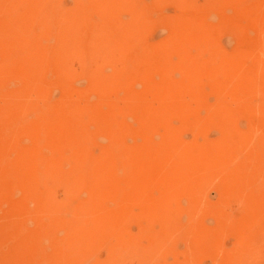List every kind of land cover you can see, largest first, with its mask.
<instances>
[{
  "label": "rangeland",
  "instance_id": "1",
  "mask_svg": "<svg viewBox=\"0 0 264 264\" xmlns=\"http://www.w3.org/2000/svg\"><path fill=\"white\" fill-rule=\"evenodd\" d=\"M49 1L58 2L59 0ZM128 1L130 9H122L119 12V19L121 18L120 20L124 24H131L129 21L131 18L142 21L141 23L137 20L140 25H144L141 27L143 33L140 36L132 35V32H130L132 38L138 43L139 49L135 48V44L131 45L129 43L128 46L113 44L107 46V49L97 50L92 45L91 37L90 42H88L89 36H87L77 42H67L58 52V43L55 42L57 28H54L52 35L49 34L50 42L48 40L49 43L46 47L49 51L47 54L51 57L48 63L43 62L45 67L42 66L40 70L35 71V62L15 63L23 55L32 54V48H29L30 50L26 49L27 52H24L21 47H14L13 49L10 48V51L8 49L7 53L3 47L4 23H8L7 21H10L16 15H20L24 10L20 7H10L5 11L4 6H7L8 2L11 1L0 0V264H57L60 261H64L62 264H75V255L72 256L70 249H68L69 243H61L63 247L59 244V241L56 243L57 240L62 238L69 239L68 229L70 226H68V229L61 228L59 224L54 226L49 218L50 216L39 209V203L37 202L43 198L46 192V195H49L52 199L51 201L56 202V205L58 203V206H63L71 201L72 208L75 207L76 211L83 210L87 208L86 204L89 200L88 194L83 195V193L88 192H85L87 189L83 188L76 195L68 196V182L74 181L71 179L78 180V175L76 172H72L68 174L69 177H63L64 174L62 173L68 169L62 166L59 168L62 170H60L61 176L52 180L47 185L48 187L45 185L39 186L36 176L33 177V175L26 173V166H24V170L19 166L25 163L24 157L20 156L23 151H29L27 148L33 150L36 146L41 148L51 146L49 148L52 149V143L54 145L59 144L58 140L61 141L62 146L66 145L65 147L68 149L73 147L77 150V154L81 155L82 150L78 147L82 145L81 147L87 150L92 149L91 152L96 157L101 153H105V157H109L111 163L110 166L101 168L103 171L107 170L106 172L113 178H120V184L123 183V175L120 174L118 167L114 164V161L118 164L121 155L110 152L122 143L121 146L139 151L138 156H140V150L144 146H148L150 143L160 145V142L166 136L167 130L164 127L155 129L152 124L144 125L145 128H139L135 117H131L128 113V115L121 118L122 124L117 126L121 128V132L118 130L120 132L119 137L118 134L115 135L114 124L108 125V127L101 124L104 113H107L111 108L108 107L109 102L107 101V106L105 101L99 102L95 94H90L87 91L85 96L84 91L88 86V81L94 77L96 71L98 73L103 69L101 73L106 74L107 72V74L111 73L110 75L117 76L114 74L115 69L119 71L118 68H120L119 72L122 77L123 72H127V69L128 71L131 70L129 68L133 65L132 59L134 56L135 58L138 56L141 58L144 51L148 50L150 46L158 45L161 40L171 45L174 50L195 55V60L199 64L210 67L214 73L213 80L216 79L218 82H224L225 80L230 94L232 93L231 97L240 98L247 104L245 108L247 113L244 117L231 119L232 122L230 123L232 125L228 131L236 130L240 139L235 142L236 145L233 143L236 153L232 152V155L229 153V161L223 167L226 169L229 165L226 173L214 174L221 169V166L212 167V169L203 166H199V169L196 166V170H194L197 176L194 175L195 173L193 174L196 179L192 177V181L191 176L188 178L187 175L180 177L181 183L187 184L189 179L192 183H195L193 197L189 199L187 195L181 196L184 192L182 191L183 188L180 190V182L179 197L173 199L168 197L171 198V201L176 202L177 206L178 203L180 204V207L178 206L180 209L178 214L179 221H181L179 222L180 230L166 247H160L158 255L154 258L155 264H264V0ZM59 2L68 9L73 8L76 4L75 0H60ZM32 11L33 14H44L42 8ZM89 19L94 22L98 21V18L94 15H89ZM146 24L147 28L144 31ZM130 28L132 30V25ZM139 52L142 53L141 56ZM172 53L171 66L169 65L163 73L164 76L162 75L165 79L167 76L166 81L168 80V83L179 81L183 76V72L176 67L178 62L176 52ZM125 60L127 63H124ZM128 60L129 63L132 62V65L131 63L128 64ZM124 67L126 70H122ZM147 69L149 73L157 70L158 74L159 72L160 75L162 74L160 68L158 70V66H154L153 69L147 67ZM129 73L130 76L133 75V73ZM129 73L126 74V80L127 77H130ZM151 74L154 78L157 72ZM189 76H192V74H189ZM129 79H133L137 84L134 85V92H130V94L135 95V93L143 90L142 82L139 83L135 77ZM157 80L159 79L157 78ZM235 85L239 89L233 92L231 87ZM67 90L82 92L81 96L77 94L81 99L78 97L77 101L74 102L76 105L71 104L73 102L67 104L69 96L64 94V91L67 92ZM127 91L121 92L122 97L126 95L125 93H127L126 96L130 95ZM119 95L121 96V94ZM215 96L214 92H211L208 94L207 102H205L206 106L201 105L197 109L195 108L197 117L199 119L203 118L202 122L201 120L198 122H205L204 117L209 105L216 103ZM86 97L89 103L85 100ZM78 100L81 101L78 102ZM90 103L94 105V110L91 106V113H93L91 115L97 119H92L89 115L90 105L88 106V104ZM103 107H107V109ZM81 108L84 109L83 113L80 110ZM102 108L104 113L100 112ZM80 113L84 115H80ZM85 115L86 118L83 117ZM45 120L47 121L45 122ZM39 123L41 127H39ZM82 123L85 125L83 126ZM171 124L174 130V133H172L174 138L183 142H192L195 139L196 143L202 145L205 149L226 140L225 132L215 127H207L200 130V132H193L188 128L180 129L178 121L174 120ZM78 126L79 128L82 126L81 129L85 130L86 133L82 132L84 136L81 135L82 133L72 130L79 129ZM38 127H44L43 130L46 131L43 134L44 136H42ZM104 127H107V129L105 130ZM63 129H66L68 135ZM70 131L73 136L75 132L80 134L77 135L78 138L74 136V138L76 137L75 144L72 143ZM63 134L67 135V141ZM75 145H77V148ZM33 146L34 148H32ZM103 148L104 150L107 149L102 151ZM108 150L109 152L106 153ZM42 151L45 156L48 152L47 156H49L51 152L49 149L47 152L46 149ZM66 151L67 156H69L68 150ZM194 151L196 153V150ZM44 160L46 159H43V162ZM11 161L13 164L10 163ZM46 162L50 161L46 160ZM215 168L217 170L212 172ZM115 173L118 175H115ZM186 176L188 180L185 179ZM19 177L23 178V183L19 182L23 186L18 185L16 181H20ZM32 177L34 181L30 180ZM157 189L161 192L163 190V188ZM157 189L155 188L156 191H152L155 199L158 196L160 197ZM68 192L70 193V190ZM149 199L148 204L150 207L153 201L150 194ZM162 199L164 200V198ZM109 201L110 203H108ZM109 201L104 203L109 204L108 207H112L113 203L117 204L116 200ZM135 205L132 206L134 209L131 210L132 215L135 213L134 216L140 212V206ZM103 208L107 209L106 206ZM149 211H151V208H149ZM104 215L100 217L103 223L113 222V217L105 216L104 218ZM151 215L153 216L154 212H150V217ZM67 219L70 220L71 217ZM68 223L70 225L77 224V222L70 223L69 221ZM53 227L55 228L52 229ZM85 229V227L80 226L72 231L73 234L81 237L79 244L83 242L82 233L85 232ZM137 229V224L133 223L129 227V232L135 235L138 233ZM155 230H159L158 224H155ZM110 233L112 234L97 229L96 232L90 234L95 239L93 244L89 245L94 252L89 253L86 244H82L81 247H84V251L86 250L84 252L85 264H95V261L105 262L109 259L110 250L119 245L118 242L121 238V234L116 233V231ZM139 244L136 245L137 252L135 254L120 256V264H139L137 254L141 255L143 251L149 248L150 243L148 238H144V241H140ZM66 248L67 252L64 250Z\"/></svg>",
  "mask_w": 264,
  "mask_h": 264
},
{
  "label": "bare ground",
  "instance_id": "2",
  "mask_svg": "<svg viewBox=\"0 0 264 264\" xmlns=\"http://www.w3.org/2000/svg\"><path fill=\"white\" fill-rule=\"evenodd\" d=\"M7 1L8 0H5V2ZM10 1L11 2H8L7 6L6 5L4 6L5 11H7L10 7H20L22 8V10H24V12L18 16L16 15L17 17L16 16L14 18L12 17L13 19L7 21L8 23H4L3 47L5 48L7 53L8 51H10V48L13 49L14 47H21L22 50L24 49L23 50L24 52H27L25 50L29 48L30 49L32 48L33 51L32 54L25 56L23 55V57L19 58L15 62L16 64L17 63L20 64L23 62L27 63L29 61L35 62L36 63L35 71L40 70L42 66L45 67L43 62L46 61L48 63L49 58L51 57V55L47 54L49 51H47L46 47L48 45L47 43L50 42L49 34L52 35V31L54 28H57V32H56L57 38L55 42L58 43V52L61 51L64 44H66L67 42H77L79 39H82L83 37H87V36H89L88 42H90V37H91L92 45L97 50L107 49V46H111L113 44L128 46L129 43H131V45L135 44V48L139 49V45L132 38L133 37L132 35L140 36L143 33L141 27L144 25H140L139 23V22L142 23V21L135 18L132 19L130 17L132 19V21L131 19L129 20L131 24L129 23L124 24L123 21L120 20L121 18L119 19V12L122 9H130V3L128 0H75L76 1L75 6L69 9L66 8V6H63L62 3L59 2L60 0L58 2H56L55 0H54L55 2H51L49 0H10ZM38 8L44 9V14L42 15L33 14L34 12L32 10ZM89 15H94L95 17L98 18V21L94 22L92 19H89ZM86 18H88V20H86ZM131 25H132V30L131 28L129 29ZM146 28H147V24L145 25L144 31H146ZM130 32H132V35H130ZM172 52L174 53L176 52L177 55L176 57L178 61L176 67H178L183 72L182 73L183 76L180 78L179 81H176L174 83H168L167 82L168 80L166 81L167 76L165 79L163 77L164 76L163 73L171 63L170 58L173 56ZM143 53L144 54L142 55V53L139 52V55L140 54L142 55V56L140 55L141 58H139L137 53L136 55L138 57L136 58L133 54L135 59L134 58L132 59L133 65L132 62L130 61L132 67L129 69L131 70L128 71V69L126 70L125 67L122 68V70L125 69L127 71V72H123L122 77L120 76L121 73L119 72L120 68H118L119 71L115 69L116 73L114 72V74H116L117 76L110 75L111 71L109 72L110 74H107V72L106 74H104V72L101 73V71H103L102 69L101 71H99L100 73L99 72L97 73V71L95 72L94 77H92L88 81L87 83L88 86L86 90L84 88L85 96H86L85 92L88 91V93L90 94H95L99 102L102 103L103 101H105L106 105L109 102L108 104L109 106L108 105L107 106L111 108L109 111L106 110L107 113H104L103 108L105 107L102 108V111L100 110V112L104 113L103 122L101 121L102 122L101 124L102 126L104 125L107 127L108 125L114 124L113 127L115 129L114 128L113 129L115 130V135L118 134L117 136L120 137L119 133L121 132V128L117 126H120V124H122L121 118L124 115H128V113L131 117L132 116L135 117L137 121L136 124L139 125V128H145L147 124H152L155 129H157L158 127H164L166 128L165 130H167V133L165 132L166 136L164 140H162L163 139L162 138L161 139L162 141L161 142L159 141L160 145L158 143H157L158 145L147 143L149 147L144 146L140 150V156H138L139 151L138 152L135 151L134 148L131 149L128 147L126 148L125 146H121L122 143L120 145H117L113 149V151L110 152V153L112 152L118 153L121 155L120 159L117 162L118 164H116V161H114V159L113 161L114 164L118 167L120 174L123 175V176L121 175L124 179L123 183L120 184L119 183L120 178L118 179L116 177L118 179L117 182L116 178H113L112 176L109 175L108 172H106L107 170L103 171V169L101 168L103 166L104 167L110 166L111 163L109 157L108 158L105 157L106 156L105 153H101L96 157L93 155L94 153L92 154L91 152L92 149L87 150L81 147L82 145L78 147L80 150H82L81 155L77 154L76 152L77 150H75V148L73 147L68 149L67 147H65L66 145L62 146L60 144L61 141L59 140H58L59 144L54 145L52 143V147H53L52 149L49 148L51 146L46 148L44 147L41 148L40 146H36L37 148L35 147V149L33 150L27 148V150L29 151L24 152L23 151L24 148H23L22 155L20 151V155H21L20 157H24L25 163L20 164L19 166L22 169L24 168V166H26L25 167L26 173H28L29 175H33V177L36 176L37 178L36 181L39 183V186L40 185L47 186L52 180H55L56 178L61 176L60 175L61 169L59 168H61L62 166V167H67L68 169L67 171L62 173L64 174L63 177H69L68 174L72 172H76L78 175L77 178L78 180L71 179L74 181L68 182L69 189L66 186L68 196L76 195V193L77 192L79 193V191L82 190L83 188L87 189L85 190V192L88 191L86 193H83V195L88 194L87 197L89 198L88 203L86 204L87 208L86 209L84 208L83 210L76 211L75 207L72 208L71 201L70 203L65 201L67 202V204L65 203V205H63L62 203L63 206H58V203L56 205L55 204L56 202L53 203L51 201L52 199L49 197V195H46V192L43 198L39 200V202H37L39 203V209H42V211L45 212L47 216L48 215L50 216L49 218L54 226L59 224L60 227L64 229H68V226H70V228L68 229L69 230L68 234L70 235L69 239L62 238L61 240H57L56 243L58 241L59 244L61 243L65 244V242L66 244L69 243L68 249H70L72 256L75 255V259H76L75 264L84 263V259H85L84 252L86 250L85 251L83 250L84 247L83 248L81 247L82 244L83 245L86 244L85 246L87 247L89 253L94 252V250H92L89 247V245L93 244V242L95 241L93 236L91 237L90 234L96 232L97 229H100L101 231H104V233L107 234H112L110 232L116 231V233L121 234V238L119 237L120 240L118 242L119 244L118 246L112 248L111 250L109 249L110 250V253L108 255L109 259L105 262L95 261L96 262L95 264H120V259H119L120 256L131 253L135 254L137 252L136 245L137 244L140 245L139 244L140 241L142 240L144 241V238L145 239L148 238L150 246L148 249L143 251L141 255L137 254L139 258V264H155L154 258L156 255H158L159 253L158 250L160 249V247L162 248L166 247V245L173 239V237H175L179 233L180 230L179 222L181 221H179L178 218V214L180 213V209H179L180 204L178 203L179 206L178 207L176 202L170 200L171 198L173 199L174 197H179L180 184H181L180 190L181 188H183L182 191L184 192L182 194L180 193L181 196L187 195L189 199H191L193 197L194 188H195V183L194 182L192 183V181L193 179H196L195 177L197 176V174L195 173L196 170L195 167L203 166L212 169V167L221 166V169L217 170L215 168L214 170H212V172L217 170L214 174H219V173L224 174L226 173L227 168L229 167L228 165L226 169L223 168L229 161V153L231 155L232 152L236 153L235 146H233V143L234 145H236L235 142L239 141L240 137L237 136L236 130L228 131V129L232 125L230 123L232 122L231 119L233 118L235 119L236 117L241 118L245 116V114L247 113L245 111L247 104L244 103L243 100H241L240 98L235 99L231 97L232 93L230 94V91L228 89V86L226 85L227 83L225 82V80L224 82L223 81L218 82L216 81V79L213 80L214 73L210 67L199 64L198 61L195 60V55L191 53L172 49L171 45H169L164 40H161L159 44L156 46H150L149 49L144 51ZM110 62L112 63V61ZM125 62L127 63L126 60L124 61V63ZM130 63L128 60L129 65ZM154 66H158V70L160 68V71L162 73L160 75V72L158 74L157 70L151 71V73L157 72V75L155 76L154 74V76L157 77L159 80H157V78L155 77L153 78V75L149 73V71H147L150 70L147 69V67L148 68L152 67L153 69ZM129 72L133 73L134 76L133 75L130 76ZM127 73H129L130 77H127L128 79L126 80ZM189 74H192V76H189ZM131 77L132 78L135 77V79H137L139 83L142 82L141 86H143L142 88L143 90L135 93V95L132 93L134 92L133 89L135 88L134 85L136 83L133 81V79L132 80L129 79ZM231 88L233 92H235L236 89H239V87H237L236 85ZM126 91L129 94L130 92L132 93L129 96H126L127 93H125L126 95L122 97L121 92L124 93ZM211 92H214V94L216 95L215 96L216 103L214 105L213 104L209 105L206 111V115L204 117L205 122L200 123L198 121L201 120L202 122L203 118L199 119V117H197L196 115L197 112H195V110L197 109L198 106L201 105L206 106L205 102H207L208 94H210ZM64 94L69 96V101L67 99V104L73 102L71 104L76 105V103L74 104V102L77 101L78 97L81 96L80 94H82V92L81 91L78 92L76 90H67V92L64 91ZM77 94H79L80 96H78ZM119 94H121V96ZM131 95L133 96V98ZM85 100L87 101V97ZM79 101L81 100H78V102ZM91 104L92 103L88 104V106L90 105V108L91 106L93 108L94 105ZM52 105L54 104L52 103ZM71 108L74 107L72 106ZM90 108L88 111L90 113L89 115L92 117L91 115L93 114L91 113L92 108L91 109ZM105 109H107V107ZM80 110L82 113L84 112V109L82 110L81 108ZM126 110L129 111L125 112ZM82 113H80V115ZM30 116L32 115L30 114ZM83 117L86 118V115ZM93 118L97 119L96 117H92V119ZM174 120L179 122L180 129L188 128L191 129L193 132L194 131L200 132V130L207 127L218 128L221 131L225 132L226 140H222L217 144L214 143L215 145L206 149L202 145L196 143L195 139L192 142H183L172 136L174 130L172 129L171 122ZM46 121L47 120H45V122ZM49 123L51 124V122ZM39 127H41L40 123H39ZM81 127L79 129L82 131H80L79 129H77L78 131L75 129L72 130L79 132L81 134L83 131L85 132V130L81 129ZM107 127H104V129L106 130ZM43 128H39V131H41L42 136H44L43 134L46 133L45 129L43 130ZM118 130H120V132ZM71 131L70 133L72 135ZM66 133L68 135V132ZM75 133L74 136L80 135L79 133L78 134ZM67 135L63 134L66 141L68 140L66 139ZM81 135H83V133ZM74 136L72 135L71 139L73 140V142L72 140L71 142L75 144L76 137L74 138ZM110 139L111 138L109 137V140ZM42 141L44 140L42 139ZM115 141L118 142L119 140H115ZM69 144L71 143L69 142ZM76 146L77 145H75V147ZM32 148H34V146ZM47 148L51 150L49 156H47L49 152L45 156L43 154L44 152L42 151L43 149L44 150L46 149L47 152L48 150ZM111 148L113 147L111 146ZM66 150H68L69 156H67ZM103 150L104 148L102 149V151ZM194 150H196V153ZM108 152L109 150L106 153ZM43 159H46L47 161L50 162H46V160H44L43 162ZM10 163H12V161ZM20 173L22 172L20 171ZM118 174L115 173V175ZM120 174L118 175V177L120 176ZM193 174L196 176H194ZM182 175L183 176L187 175L188 178L189 176H191L190 179L192 181L190 179L189 180L191 181L190 183L192 184L189 183L187 176L185 177V179L187 178L188 180L187 184H184V182L181 183L180 177ZM33 177L30 180H33ZM192 177L194 178L192 179ZM30 180L28 179V181ZM16 181L18 182V185L21 184V186H23L22 185L23 178L22 179L20 178V181L18 180ZM155 188L156 189L163 188L162 192L157 189V192H159L158 195H160V197L158 196L159 198L157 197V199L154 198L152 192ZM69 190L70 193L68 192ZM149 194L153 198L152 205H150V207L148 204V201L150 202ZM168 197L171 198L169 199ZM162 198H164L165 201ZM109 200L111 201L116 200L117 204L115 205L113 203L112 207L111 206L108 207L107 205L109 204L107 203L104 204V203L105 201L108 202ZM166 200L167 201L169 200L171 202L168 201L167 203ZM108 203H110V201ZM135 204L140 206V212L136 216H134L135 213L133 215L131 213V210L134 209V207L132 206ZM101 206L103 207L106 206L107 209ZM149 208H151V211H149ZM150 212L151 213L154 212V215L153 216L151 215V217H150ZM103 214H105L104 218L105 216L113 217L114 218V220L112 218L113 222H110L108 224L106 223L107 225L103 223V221H101L102 219H100V217L103 216ZM68 217H71V219L68 220L67 219ZM68 221L70 223L77 222V224L70 225ZM133 223H136L138 226L137 229L138 233L135 235H133L132 232H131L132 234L129 232V227ZM155 224L159 225V230H155ZM80 226L86 228L85 232L82 233L83 242L81 244H79V241H81V237L79 235L72 233L73 230H75L77 227ZM54 228L55 227H53L52 229ZM141 245L143 246L142 243ZM64 250L66 251L67 248ZM63 262L64 261H60L57 264H62Z\"/></svg>",
  "mask_w": 264,
  "mask_h": 264
}]
</instances>
